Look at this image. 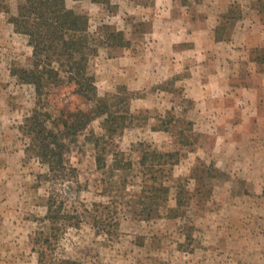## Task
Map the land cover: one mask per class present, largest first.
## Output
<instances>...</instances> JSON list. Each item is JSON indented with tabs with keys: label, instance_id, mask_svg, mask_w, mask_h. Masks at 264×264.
Wrapping results in <instances>:
<instances>
[{
	"label": "rangeland",
	"instance_id": "obj_1",
	"mask_svg": "<svg viewBox=\"0 0 264 264\" xmlns=\"http://www.w3.org/2000/svg\"><path fill=\"white\" fill-rule=\"evenodd\" d=\"M248 1L64 0L66 10L85 18L78 33L97 98L116 103L118 116L127 119L108 138L107 114L91 118L64 155L75 173L62 183L58 174L39 181L46 166L24 152L18 127L31 112L34 89L18 77L33 59L29 37L14 20L28 4L0 0V264H264V129L239 125L238 94L230 88L240 89L248 68L215 90L214 80L201 78L188 61L201 49L206 70L213 56L243 57L237 44L242 23L225 24L222 15L233 5L241 16ZM217 12L203 40L180 28L185 18L212 20ZM111 32H120L123 42L107 44ZM164 34L172 36L171 57L184 60V68L173 70ZM199 79L213 91L201 110L192 100L199 93L189 95ZM53 93L55 117L60 110L92 111L93 102L74 83L63 80ZM94 137L107 150L102 167ZM141 144L178 156L149 160L145 170L138 164ZM114 152L129 168H110ZM160 185L168 191H156ZM51 193L59 197L56 204L63 200L56 231L44 218Z\"/></svg>",
	"mask_w": 264,
	"mask_h": 264
},
{
	"label": "trees",
	"instance_id": "obj_2",
	"mask_svg": "<svg viewBox=\"0 0 264 264\" xmlns=\"http://www.w3.org/2000/svg\"><path fill=\"white\" fill-rule=\"evenodd\" d=\"M94 2H107L108 0H91ZM26 6L19 7L18 19L14 22L16 27L27 33L29 44L32 46V65L31 69L21 70L19 72V82L29 83L34 89V104L28 116L24 117L22 124L18 129L21 138L25 140L24 152L28 157H34L45 165L47 171L38 175V180H51L60 176L62 183L69 181L74 176L75 170L64 157L68 151L70 143H73L79 133L88 125L91 118L101 113H106L107 118L103 121L104 134L111 138L114 134L124 127L125 116H118V110H115V104L106 98H97L95 89L92 85V79L85 74L84 47L86 42L78 33L85 28V18L78 16L70 10H66L64 0H26ZM230 7L226 14L222 15V20L233 23L240 19V15ZM106 42H123V36L120 32L109 33ZM64 73V76L61 75ZM85 76V82L84 77ZM66 80L76 85V92L93 102V108L89 115L80 112L59 111L58 116L51 113V109L56 110L55 104H51V96L55 95L53 90ZM120 104H127L128 101L120 100ZM127 112V111H125ZM103 113V114H104ZM128 114V113H127ZM130 115V114H128ZM129 116L128 118H130ZM190 124V123H187ZM180 134V135H179ZM182 146L187 144L178 133ZM101 137H94V146L96 148V164L98 167L104 166V152L106 149L100 148ZM142 145V144H141ZM139 157V165L142 169L149 168L148 161L158 159L177 158L176 152L157 153L142 145ZM114 163L110 167L129 168L130 163L122 162L117 152L113 153ZM119 159V160H117ZM164 163V161H162ZM122 164V165H121ZM121 165V166H120ZM124 166V167H123ZM71 171V173H68ZM176 203L184 204L186 199L181 198L183 191L179 186ZM156 191L165 192L168 188L160 185ZM58 196L50 194L47 203V214L44 217L50 224V230L54 231V226L60 215V208L63 206V200L56 202ZM58 205V207L56 206ZM59 228L55 226V231Z\"/></svg>",
	"mask_w": 264,
	"mask_h": 264
},
{
	"label": "crops",
	"instance_id": "obj_3",
	"mask_svg": "<svg viewBox=\"0 0 264 264\" xmlns=\"http://www.w3.org/2000/svg\"><path fill=\"white\" fill-rule=\"evenodd\" d=\"M232 2H234V0H227L228 4ZM255 5H257L259 10ZM240 8L241 17L237 22H241L242 24H240L237 44L238 48L241 47L244 51L243 57H237L236 59H230L229 61V59L226 60L224 57L220 60V58L213 56L210 69L206 70L204 67L207 66V64L204 63L205 59L203 54L205 52L201 49L195 52L192 56L193 59L188 61L190 62L191 68L193 67L203 74L201 78L206 76L207 78L214 80V86L216 87L215 90L221 88L220 86H228L229 81L234 78L237 80L242 72V66L248 68L245 69L246 74L244 83L240 85V89L235 86L230 88L235 90V93L238 94L237 97L235 96V101L237 102L235 108L239 111V125L249 127L255 131H260L261 128L264 129V18L262 16L264 15V0H249L247 5ZM243 9H245V11ZM217 14H219V12L216 13L215 18L212 20L209 16L203 20H190L185 18L184 23L180 25V28L181 30L190 32L195 42L196 39L203 40L205 33L208 35V32L214 27V25L217 24ZM164 36L169 38L171 42L169 46L170 54L169 52L168 54L170 56L171 63H173V70L181 66L184 68V65H182L184 60L179 62L173 60L171 57V45L173 44L172 36L170 34H164ZM256 49L260 51L258 56L251 58L248 55V52ZM254 77L258 79L257 82L254 81ZM232 90H230V95H232ZM193 91L199 93V96H204L203 99L199 98V96L197 98L191 97L195 102V107L201 110L202 106L204 107V102L206 101L205 98L208 95L212 96L213 91H209L206 82L201 79L194 84L193 88L189 89V95H191ZM238 101H240V103H238ZM229 123L232 122L229 121ZM230 125H233V123ZM261 131L264 135V130ZM236 140L237 139L233 141Z\"/></svg>",
	"mask_w": 264,
	"mask_h": 264
}]
</instances>
